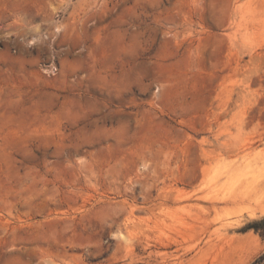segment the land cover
Here are the masks:
<instances>
[{"label": "rangeland", "instance_id": "1", "mask_svg": "<svg viewBox=\"0 0 264 264\" xmlns=\"http://www.w3.org/2000/svg\"><path fill=\"white\" fill-rule=\"evenodd\" d=\"M0 264H264V0H0Z\"/></svg>", "mask_w": 264, "mask_h": 264}, {"label": "bare ground", "instance_id": "2", "mask_svg": "<svg viewBox=\"0 0 264 264\" xmlns=\"http://www.w3.org/2000/svg\"><path fill=\"white\" fill-rule=\"evenodd\" d=\"M244 148H248V145H246ZM229 201L237 202V198L232 197L229 199Z\"/></svg>", "mask_w": 264, "mask_h": 264}]
</instances>
